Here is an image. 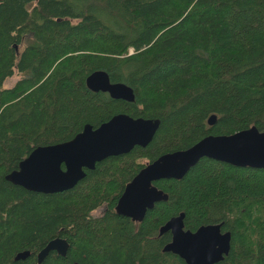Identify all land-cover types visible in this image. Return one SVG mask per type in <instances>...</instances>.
I'll return each mask as SVG.
<instances>
[{
  "label": "trees",
  "instance_id": "1",
  "mask_svg": "<svg viewBox=\"0 0 264 264\" xmlns=\"http://www.w3.org/2000/svg\"><path fill=\"white\" fill-rule=\"evenodd\" d=\"M96 70L134 100L90 90ZM120 113L159 119L147 146L96 163L62 192L5 179L34 148ZM252 126L264 132V0H0V264H37L56 237L66 255L49 252L41 264H186L163 251L170 232L159 234L182 212L184 229L222 223L231 233L215 264H264V169L203 157L181 179L153 182L167 200L141 222L115 211L147 163ZM101 205L105 215L93 217Z\"/></svg>",
  "mask_w": 264,
  "mask_h": 264
},
{
  "label": "water",
  "instance_id": "2",
  "mask_svg": "<svg viewBox=\"0 0 264 264\" xmlns=\"http://www.w3.org/2000/svg\"><path fill=\"white\" fill-rule=\"evenodd\" d=\"M87 87L106 92L113 99L134 100L133 89L120 82H111L107 72L96 70L86 77ZM215 115L208 118L212 125ZM159 119L134 118L117 114L93 128L86 124L72 139L34 148L5 179L28 191L51 194L74 187L96 163L129 153L135 146L145 147L153 139ZM206 157L236 167L264 169V132L255 126L229 135H208L192 146L166 153L147 163L129 181L115 207L118 215L141 221L154 204L167 200V195L153 182L160 179H181L201 158ZM184 213L171 217L159 233L170 231L171 240L163 251L178 255L186 264H215L229 252L231 233L222 231V223L201 225L196 230L184 229ZM68 242L56 237L36 256L41 264L51 251L65 256ZM28 251L16 259H25Z\"/></svg>",
  "mask_w": 264,
  "mask_h": 264
},
{
  "label": "rangeland",
  "instance_id": "3",
  "mask_svg": "<svg viewBox=\"0 0 264 264\" xmlns=\"http://www.w3.org/2000/svg\"><path fill=\"white\" fill-rule=\"evenodd\" d=\"M22 47H23V46H19L18 49L21 50ZM130 52H132V51L130 50ZM19 78H20V75H19L17 72H15L11 77H9V78L4 82V86H5V87H11V86H12V85H13V84H14ZM102 209H103V208H102ZM102 209L99 208L98 210L95 211L94 214H100L101 211H102Z\"/></svg>",
  "mask_w": 264,
  "mask_h": 264
},
{
  "label": "flooded vegetation",
  "instance_id": "4",
  "mask_svg": "<svg viewBox=\"0 0 264 264\" xmlns=\"http://www.w3.org/2000/svg\"><path fill=\"white\" fill-rule=\"evenodd\" d=\"M93 170V169H92ZM126 186V185H125ZM125 188V187H124ZM166 201V200H165ZM118 202V201H117ZM117 204V203H116ZM155 205V204H154ZM115 207H116V205H115ZM154 207V206H153ZM99 208H103L102 209V211H101V213L100 214H94L95 213V211L96 210H98ZM152 209V208H151ZM96 210H94L93 212H92V216L93 217H102V216H104L105 215V213H106V211H107V207H106V205H101L100 207H98ZM149 210V209H148ZM123 217H126V216H123ZM127 218H129V217H127ZM131 221H133L134 223H139V222H141V221H136V220H133L132 218H129ZM159 231H160V229H159ZM167 232H170V231H167ZM165 233V232H164ZM160 234V233H159ZM171 234V233H170ZM64 239V238H63ZM66 240V239H65ZM67 241V240H66ZM170 242V241H169ZM52 252V251H51ZM54 252H56V251H54ZM56 254L57 255H59L57 252H56Z\"/></svg>",
  "mask_w": 264,
  "mask_h": 264
}]
</instances>
